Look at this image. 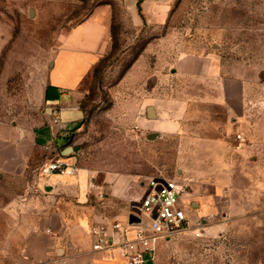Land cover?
<instances>
[{
    "label": "rangeland",
    "instance_id": "1",
    "mask_svg": "<svg viewBox=\"0 0 264 264\" xmlns=\"http://www.w3.org/2000/svg\"><path fill=\"white\" fill-rule=\"evenodd\" d=\"M138 2L0 0V124L16 127L40 119L47 72L71 29L98 8L110 18L108 49L81 84L74 136L89 189L32 192L42 195V221L53 202L59 221L41 264H120L92 250L88 225L125 220L153 178L183 183L195 206L192 229L160 243L155 263L145 253L146 264H264V0ZM224 77L245 84V129L229 138L247 153L228 151Z\"/></svg>",
    "mask_w": 264,
    "mask_h": 264
},
{
    "label": "crops",
    "instance_id": "2",
    "mask_svg": "<svg viewBox=\"0 0 264 264\" xmlns=\"http://www.w3.org/2000/svg\"><path fill=\"white\" fill-rule=\"evenodd\" d=\"M111 36L107 9H96L71 29L54 56L42 90V113L38 122L31 127L0 124V264H41L42 259L50 258L52 244L47 233L51 234V229L59 225L56 203H48L49 216L42 221L45 205L40 203L42 195L32 193L34 187H43L46 192L71 189L82 197L89 189L92 174L75 164L74 136L84 118L79 103L83 97L81 84L107 51ZM220 85L228 120V151L243 152V144L233 149L229 137L237 127L239 131L245 129L241 122L246 120L245 84L224 77ZM153 108L154 119H158L159 111L156 106ZM244 151L248 152L246 147ZM56 157L65 160L74 170L64 175L40 177L42 165ZM247 160L253 162L255 157ZM232 166L229 162L228 174H232ZM77 220L83 225L86 218ZM92 224L88 225L91 246Z\"/></svg>",
    "mask_w": 264,
    "mask_h": 264
},
{
    "label": "built area",
    "instance_id": "3",
    "mask_svg": "<svg viewBox=\"0 0 264 264\" xmlns=\"http://www.w3.org/2000/svg\"><path fill=\"white\" fill-rule=\"evenodd\" d=\"M71 167L65 160L56 157L42 165V173L46 176L64 175L74 170ZM187 195L186 186L176 179H151L137 209L129 213L125 220L102 219L91 225L92 250L115 254L120 264H146L143 255L153 253L151 260L155 263L160 243L168 242L193 227L190 213L194 205ZM130 214L137 215L140 223H129ZM195 226L196 234L200 235L202 225Z\"/></svg>",
    "mask_w": 264,
    "mask_h": 264
},
{
    "label": "water",
    "instance_id": "4",
    "mask_svg": "<svg viewBox=\"0 0 264 264\" xmlns=\"http://www.w3.org/2000/svg\"><path fill=\"white\" fill-rule=\"evenodd\" d=\"M147 114H148V117L151 118V119H154L155 118V113H154V108L153 107H148L147 108ZM156 134H153L152 136H150V139H153V138H156ZM129 223H140V218L135 215V214H130L129 215ZM61 253V251H59Z\"/></svg>",
    "mask_w": 264,
    "mask_h": 264
},
{
    "label": "trees",
    "instance_id": "5",
    "mask_svg": "<svg viewBox=\"0 0 264 264\" xmlns=\"http://www.w3.org/2000/svg\"><path fill=\"white\" fill-rule=\"evenodd\" d=\"M141 1H142V0H139V2H138V3L140 4V2H141ZM139 9H140V7H139Z\"/></svg>",
    "mask_w": 264,
    "mask_h": 264
}]
</instances>
